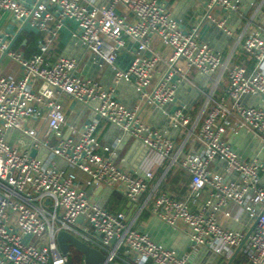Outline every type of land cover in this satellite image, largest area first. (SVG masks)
<instances>
[{
	"label": "built area",
	"instance_id": "1",
	"mask_svg": "<svg viewBox=\"0 0 264 264\" xmlns=\"http://www.w3.org/2000/svg\"><path fill=\"white\" fill-rule=\"evenodd\" d=\"M84 1L0 0V11L13 22L26 21L29 30L44 35L38 40V52L25 58L8 49L9 35L0 33V59L7 58L20 70L18 78L0 73V264H68L72 249L60 253L59 232L99 252L103 256L99 264H197L199 250L229 261L248 235L238 252L243 264H264V163L242 159L226 140L242 133L264 151V109L241 101L257 98L264 105V28L256 26L242 43V51L254 60L248 73L242 66H227L219 54L199 43L196 29L181 31L162 1L108 0L100 6ZM194 1L203 6L205 20L230 36L212 11L236 13L238 1ZM66 23L75 27L70 38L92 55L93 64L111 68L113 87L105 89L82 77L74 59L46 60ZM154 38L168 48L167 57L151 51ZM126 40L134 50L129 66L121 70L118 54ZM161 64L162 71L156 73ZM219 70L225 72L227 84L217 99L206 98L204 115L193 133L195 146L179 161L173 157V143L142 122L138 108L122 105L114 91L120 82L131 84L141 104L162 111L171 129L186 130L185 108L169 112L164 108L174 104L178 87L191 85L188 72L209 78ZM65 100L88 109L93 120L80 128L68 124ZM100 121L161 161L177 163L190 179L187 198L177 201L148 191L153 171L125 173L97 154L95 132ZM33 122L38 124L31 126ZM77 174L84 176V185L92 192L106 188L139 205L137 216L147 210L155 222L184 238L188 250L180 252L154 241L134 227L135 220L101 207L83 189ZM199 195L203 202L191 211L188 203L195 204ZM218 216L237 229L223 227Z\"/></svg>",
	"mask_w": 264,
	"mask_h": 264
},
{
	"label": "crops",
	"instance_id": "2",
	"mask_svg": "<svg viewBox=\"0 0 264 264\" xmlns=\"http://www.w3.org/2000/svg\"><path fill=\"white\" fill-rule=\"evenodd\" d=\"M45 2V0H36ZM108 0H85L84 4L91 6H100L106 4ZM166 4L171 17L178 23L181 31L187 33L192 29H196L198 42L207 45L213 52L220 55L221 60L227 66L239 65L246 69L248 73L254 69V60L245 54L242 49V43L245 38L254 30L256 26L264 28V0H232L238 1L239 10L236 13L225 14L219 9H214L212 15L216 21H224L225 27L230 31V36H226L216 25L204 19L205 10L201 4L194 0H159ZM31 4L34 0H26ZM117 12H122L121 8H117ZM130 22L134 20L128 19ZM26 22V21H25ZM16 23L6 12L0 11V33L9 35L8 43L11 44L10 50L22 54L25 58L32 56L38 52L37 43L39 39H43L44 35L29 30L24 23ZM51 25L50 27H52ZM75 27L66 23L57 33L56 37L45 55L48 62L52 63L60 57L74 59L78 63V72L82 77H87L97 82L103 88L113 87V71L105 66L98 69L93 64L92 55L85 50L84 47L75 43L70 38V33ZM151 51L158 53L162 58L169 54L168 48L164 47L160 41L154 38L150 45ZM134 47L127 40L125 46L118 54V67L125 70L132 59ZM252 60H249V58ZM156 73L163 69L162 64L156 68ZM0 73L6 77L18 78L20 76L19 68L7 58L0 59ZM187 77L191 82L190 86L178 87L173 105H168L164 111H171L176 107H184L189 118V127L186 130H173L169 126L163 112L147 107L141 104L138 96L131 84L120 82L114 86L117 100L129 110L138 108V118L149 125L153 130L159 131L163 136L171 141L174 145L173 157L179 161L183 154L189 152L193 148V133L201 123L204 115L203 108L207 97L217 99L223 92L227 81L226 74L222 70L217 71L209 78L199 77L196 73L190 71ZM203 94H202V93ZM243 104L249 106L264 105L257 98L242 99ZM63 111L68 124L80 128L83 123L90 122L94 116L91 112L69 100H65ZM38 123L33 122L31 126ZM95 137L99 143L97 154L102 158L111 161L119 167L123 172L134 175H142L146 171H153V178L150 181L149 189L156 190L158 193H165L177 201H184L187 198L189 176L181 170L177 163L169 160L161 161L157 156L149 153L139 143L135 142L128 136L122 134L118 129L112 127L104 121H100L97 125ZM227 142L233 150L244 160L257 159L264 163V151H261L255 142L244 136L242 133L236 136L227 137ZM195 146V145H194ZM103 148H108V152H104ZM212 171H216V166L211 167ZM83 189L91 194V197L101 207L109 212H121L128 221L135 220V228L147 233L154 241L162 242L169 248L178 249L180 252L188 250V242L170 232L164 226L153 220L150 213L145 210L139 216L137 211L139 205H131L122 197L118 196L112 190L106 188L91 189L84 185V176L77 174ZM262 183H264V174L261 175ZM92 192V193H91ZM144 194L140 203L143 204L147 198ZM151 198H154L152 196ZM203 202L202 195L198 196L195 204L188 203L191 211L196 210ZM221 225L225 228L237 229L233 222L222 219L218 216ZM244 221V220H243ZM236 250L233 251L229 261L222 258L214 257L211 254L199 250L195 255L197 264H233L241 260L243 257L238 253L232 260ZM71 253L72 250H71Z\"/></svg>",
	"mask_w": 264,
	"mask_h": 264
},
{
	"label": "water",
	"instance_id": "3",
	"mask_svg": "<svg viewBox=\"0 0 264 264\" xmlns=\"http://www.w3.org/2000/svg\"><path fill=\"white\" fill-rule=\"evenodd\" d=\"M26 22L24 23V25ZM11 44L9 45L8 49H10ZM35 155V152H31L30 156L33 157ZM79 221V220H78ZM248 235H246L244 241L246 240ZM243 241V243H244ZM56 243L58 246V250L62 254H67L70 249H74L77 252H79L83 256V264H99L103 261V256L97 252L94 249L89 248L84 243L78 241L73 236L65 233V232H59L56 235ZM241 244V246L243 245ZM240 247H238L232 257V260L235 258V256L238 254Z\"/></svg>",
	"mask_w": 264,
	"mask_h": 264
},
{
	"label": "trees",
	"instance_id": "4",
	"mask_svg": "<svg viewBox=\"0 0 264 264\" xmlns=\"http://www.w3.org/2000/svg\"><path fill=\"white\" fill-rule=\"evenodd\" d=\"M249 58V57H248ZM249 60H252L249 58ZM241 262V260L237 261V263L239 264ZM80 263V253L74 251L73 253L70 254L69 256V261L68 264H79ZM233 264H236V262H234ZM243 264V263H241Z\"/></svg>",
	"mask_w": 264,
	"mask_h": 264
},
{
	"label": "rangeland",
	"instance_id": "5",
	"mask_svg": "<svg viewBox=\"0 0 264 264\" xmlns=\"http://www.w3.org/2000/svg\"><path fill=\"white\" fill-rule=\"evenodd\" d=\"M192 72H194V71H192ZM195 73V72H194ZM74 251H76V250H74V249H72V252H74ZM77 252V251H76Z\"/></svg>",
	"mask_w": 264,
	"mask_h": 264
}]
</instances>
